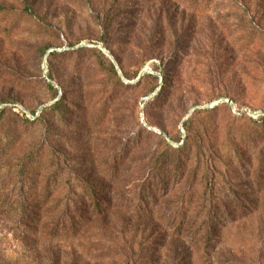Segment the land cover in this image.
<instances>
[{
	"label": "rangeland",
	"instance_id": "374dc122",
	"mask_svg": "<svg viewBox=\"0 0 264 264\" xmlns=\"http://www.w3.org/2000/svg\"><path fill=\"white\" fill-rule=\"evenodd\" d=\"M0 264H264V0H0Z\"/></svg>",
	"mask_w": 264,
	"mask_h": 264
},
{
	"label": "trees",
	"instance_id": "16d2710c",
	"mask_svg": "<svg viewBox=\"0 0 264 264\" xmlns=\"http://www.w3.org/2000/svg\"><path fill=\"white\" fill-rule=\"evenodd\" d=\"M56 106H59V104H57ZM45 118V115L43 116V119ZM183 150V149H181ZM169 178H167V176L165 175H162L160 176L159 180H157V184L159 186L161 185H165L167 182H168ZM151 184H148L144 187H142V190H140V192L138 193V197L139 198H146V197H151L153 198V193L151 192ZM48 188L45 187L43 189V198H45L44 200H47L49 198V193H48ZM83 193L84 195H86V198H84L85 196H83L82 198L83 201L80 203L82 204V206L84 207H89L90 209H92L93 212L91 213H94L92 215H98L100 214V212L102 211V208L103 205L101 202V199L102 198H99V194L98 192H96L94 190V188H84L83 189ZM152 193V194H151ZM89 202L90 205H87L85 204V202ZM19 206H18V211H19V215H18V221L19 223L23 222L24 223V228H26V231L28 233H31L33 231H35L36 228H34L35 226L39 225V223L41 222V220L44 218L41 216V214L39 213H36L34 210H29L27 207H25V204L22 205V202L18 203ZM21 206V207H20ZM78 211V209H77ZM76 211V215L73 216L71 214H66L63 216L62 219H60L56 225H55V232H57L58 228H62V229H67L69 228L70 231H73L74 233H76L78 230H79V227L80 226H83L85 223H87L90 218H87L89 216V213L87 211H85L84 209H81L79 212ZM45 217H48V216H45ZM212 223L214 225H217V222L212 219ZM215 229H213L214 231ZM54 232V233H55ZM51 235V234H49Z\"/></svg>",
	"mask_w": 264,
	"mask_h": 264
},
{
	"label": "built area",
	"instance_id": "2783aa9c",
	"mask_svg": "<svg viewBox=\"0 0 264 264\" xmlns=\"http://www.w3.org/2000/svg\"><path fill=\"white\" fill-rule=\"evenodd\" d=\"M226 103H229L228 100H225Z\"/></svg>",
	"mask_w": 264,
	"mask_h": 264
}]
</instances>
